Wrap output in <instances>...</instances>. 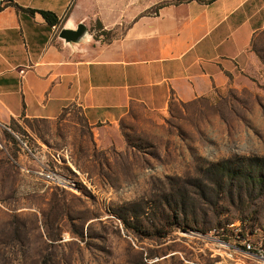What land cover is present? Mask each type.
<instances>
[{"label":"rangeland","instance_id":"374dc122","mask_svg":"<svg viewBox=\"0 0 264 264\" xmlns=\"http://www.w3.org/2000/svg\"><path fill=\"white\" fill-rule=\"evenodd\" d=\"M252 49L258 66L217 97L163 115L138 106L105 145L75 103L53 120L1 123L0 264H255L216 256L204 235L239 224L264 245V185L240 174L264 177V27ZM11 132L72 190L23 173L40 164Z\"/></svg>","mask_w":264,"mask_h":264},{"label":"crops","instance_id":"0c3cea01","mask_svg":"<svg viewBox=\"0 0 264 264\" xmlns=\"http://www.w3.org/2000/svg\"><path fill=\"white\" fill-rule=\"evenodd\" d=\"M16 6L52 11L60 29L82 23L87 35L66 43ZM97 21L108 35L94 34ZM263 27L264 0H0V123L53 120L75 103L105 145L138 106L163 115L249 74Z\"/></svg>","mask_w":264,"mask_h":264},{"label":"built area","instance_id":"2783aa9c","mask_svg":"<svg viewBox=\"0 0 264 264\" xmlns=\"http://www.w3.org/2000/svg\"><path fill=\"white\" fill-rule=\"evenodd\" d=\"M0 125L10 132V129H8L6 125L1 123ZM11 134L25 157L40 164L35 170L22 167L21 171L23 173L27 175H36L49 185L72 190L71 186L73 184L65 179L56 168H51L49 163L42 164V162L39 161V153L32 149L27 141L13 132H11ZM50 156L54 163H62L59 155L51 154ZM66 162L69 164L68 161ZM204 235L206 239H209L208 243L212 245L216 256L224 258L227 261H236L241 258H246L252 260L255 264H264V245L254 240L251 233L243 232L239 224H226L222 229H214Z\"/></svg>","mask_w":264,"mask_h":264},{"label":"trees","instance_id":"16d2710c","mask_svg":"<svg viewBox=\"0 0 264 264\" xmlns=\"http://www.w3.org/2000/svg\"><path fill=\"white\" fill-rule=\"evenodd\" d=\"M203 1V0H202ZM213 0H208V2H212ZM16 8L18 10L27 12V13H38L41 15V17L43 18V20L49 25V27L55 26L57 27L60 24V19L58 18V16L53 13L52 11L49 10H34V9H23L21 7H17ZM96 28L97 30L100 32V34L102 35H108V33H106L105 31H103V27L101 26V24L98 22L96 24ZM222 166V165H219ZM216 171L223 173V172H227L228 174H226V179L228 178L229 180H232L236 175V173L234 172L232 175V171L230 169H226L225 167H219L218 169H216ZM241 176L243 177L242 179H244V181L246 182V184H250L252 186H254L255 184H258L260 186L264 185V177L259 176V175H251L247 172H244V170H241ZM227 179V180H228ZM175 209V208H173ZM174 214V213H172ZM175 219L177 218V214L175 213ZM172 223H170L169 225H171ZM174 224V223H173ZM157 233H161V231H157Z\"/></svg>","mask_w":264,"mask_h":264},{"label":"water","instance_id":"95a60500","mask_svg":"<svg viewBox=\"0 0 264 264\" xmlns=\"http://www.w3.org/2000/svg\"><path fill=\"white\" fill-rule=\"evenodd\" d=\"M87 28L84 24H78L75 29L61 28L58 37L66 43H78L87 35Z\"/></svg>","mask_w":264,"mask_h":264}]
</instances>
